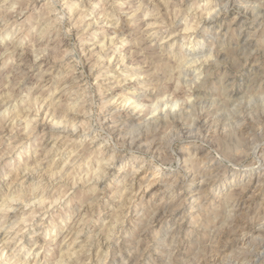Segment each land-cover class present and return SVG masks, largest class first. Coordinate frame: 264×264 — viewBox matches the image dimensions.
<instances>
[{"label":"rangeland","instance_id":"rangeland-1","mask_svg":"<svg viewBox=\"0 0 264 264\" xmlns=\"http://www.w3.org/2000/svg\"><path fill=\"white\" fill-rule=\"evenodd\" d=\"M229 3L0 0V264H264V0Z\"/></svg>","mask_w":264,"mask_h":264},{"label":"bare ground","instance_id":"bare-ground-1","mask_svg":"<svg viewBox=\"0 0 264 264\" xmlns=\"http://www.w3.org/2000/svg\"><path fill=\"white\" fill-rule=\"evenodd\" d=\"M228 1V3H229V0H227ZM219 2V1H218ZM224 2V1H223ZM226 4V3H225ZM220 5V4H219ZM235 5V4H234ZM229 6H230V9H229V12H230V10H231V12L233 11L234 12V9H233V7L231 6V4L229 3ZM236 7V6H235ZM69 8V7H68ZM178 9V8H177ZM264 9V8H263ZM238 10H240L241 11V8H239ZM243 10V9H242ZM239 11V12H240ZM236 12H238V11H236ZM235 12V13H236ZM228 13V12H227ZM245 13V12H244ZM219 14V13H218ZM240 14V13H239ZM242 14V13H241ZM263 14V13H262ZM147 15V14H146ZM214 15V14H213ZM244 16V15H243ZM262 16V15H261ZM147 17V16H146ZM240 17H241V15H240ZM145 18V17H144ZM248 18V17H247ZM262 18V17H261ZM79 19V18H78ZM263 19V18H262ZM105 20V19H104ZM97 21V20H96ZM142 21V20H141ZM145 23V22H144ZM147 24V23H146ZM152 24V23H151ZM148 25V24H147ZM150 25V24H149ZM146 26V25H145ZM188 30V29H187ZM189 31V30H188ZM177 37V36H176ZM185 37V36H184ZM173 38V37H172ZM111 41V40H110ZM109 43H111V42H109ZM249 44V43H248ZM246 46V45H245ZM248 47V46H247ZM251 47V46H250ZM253 48V47H252ZM255 52V51H254ZM256 54V53H255ZM254 55V54H253ZM260 55V54H259ZM252 56V55H251ZM257 56V55H256ZM262 56V55H261ZM248 57H250V56H248ZM258 58H259V56H258ZM264 59V58H263ZM248 60V59H247ZM259 60V59H258ZM182 64H183V62H182ZM199 68V67H198ZM199 74V73H198ZM208 78V77H207ZM209 79V78H208ZM196 92V91H195ZM151 93V92H150ZM127 102V101H126ZM124 106V105H123ZM122 107V106H121ZM123 108V107H122ZM135 109V108H134ZM133 110V109H132ZM144 111V110H143ZM170 111V110H169ZM138 111H136V113H137ZM51 113H52V111H51ZM139 113V112H138ZM36 114V113H35ZM50 115V114H49ZM203 115V114H202ZM53 116V115H52ZM44 117V116H43ZM50 117V116H49ZM143 117V116H142ZM72 118V117H71ZM145 119V118H144ZM155 119V118H154ZM239 119V118H238ZM241 119V118H240ZM245 119V118H244ZM141 120V119H140ZM143 120V119H142ZM237 120V119H236ZM174 121V120H173ZM176 121V120H175ZM240 121V120H239ZM238 121V122H239ZM47 122V121H46ZM54 122V121H53ZM240 122H242V121H240ZM56 123V122H55ZM174 123V122H173ZM177 123V122H176ZM200 123H202V122H200ZM245 124V123H244ZM181 125H183V124H181ZM199 125V124H198ZM241 125H243V124H241ZM240 125V126H241ZM72 126V125H71ZM174 126V125H173ZM245 126V125H244ZM57 127V126H56ZM183 127V126H182ZM51 128H52V126H51ZM55 128V127H54ZM174 128H176L175 126H174ZM183 128H187V127H183ZM193 128H194V126H193ZM192 128V129H193ZM239 128V127H238ZM243 128V127H242ZM72 129V128H71ZM178 129H182V128H179V126H178V128H177V131H178ZM195 129V128H194ZM197 129V128H196ZM248 130H249V128H247ZM61 130V129H60ZM64 130V129H63ZM69 131H70V128L68 129ZM185 130L186 129H184V132H185ZM74 131V130H73ZM176 131V132H177ZM193 131V130H192ZM197 131V130H196ZM239 131V130H238ZM249 131H251V130H249ZM67 132V131H66ZM71 132V131H70ZM170 132V131H169ZM180 132H182V131H179V134H181ZM245 132H246V130H245ZM58 133V132H57ZM64 133V132H63ZM73 133V132H72ZM172 133V132H171ZM173 133H174V131H173ZM188 133V132H187ZM238 133V132H237ZM243 133V132H242ZM71 134V133H70ZM178 134V135H179ZM251 134V133H250ZM253 134V133H252ZM256 134V133H255ZM258 134V133H257ZM173 135V134H172ZM177 135V136H178ZM245 135H246V133H245ZM179 137H181V136H178V138ZM170 138V137H169ZM186 138V137H185ZM175 139H176V137H175ZM173 141V140H172ZM131 142V141H130ZM135 142V141H134ZM171 145V144H170ZM12 149V148H11ZM10 153V152H9ZM21 154V153H20ZM199 155V154H198ZM168 157V156H167ZM208 157V156H207ZM120 158V157H119ZM199 158V157H198ZM117 159V158H116ZM209 159V158H208ZM113 160V159H112ZM112 160H109V162H111ZM18 161V160H17ZM108 161V160H107ZM106 161V162H107ZM113 161H115V160H113ZM111 164V163H110ZM110 164H108V165H110ZM24 165V164H23ZM106 165H107V163H106ZM112 165V164H111ZM27 167V166H26ZM103 167V166H102ZM106 167V166H105ZM110 168V167H109ZM112 168V167H111ZM31 169V168H30ZM139 169V168H138ZM103 170V169H102ZM97 171V170H96ZM23 172V171H22ZM24 172H27V171H24ZM136 172H137V170H136ZM93 173V172H92ZM135 173V172H134ZM32 174V173H31ZM31 174H29V175H31ZM21 175H23L22 173H21ZM25 175H26V173H25ZM20 176V175H19ZM28 176V175H27ZM195 176H196V174H195ZM194 177V176H193ZM24 178H26V177H24ZM97 180V179H96ZM92 181V180H91ZM250 181V180H249ZM249 183V182H248ZM156 183H155V180H154V182L152 181V183L150 182V187H148V189H150L151 187H153L154 185H155ZM205 185H206V183H205ZM168 186V185H167ZM167 186L165 187V188H167ZM155 187H158V183L156 184V186ZM154 187V188H155ZM257 187V186H256ZM146 189V188H145ZM138 191H139V189H138ZM133 194V193H132ZM137 194V193H136ZM256 194V193H255ZM134 197H135V195H134ZM252 197H254V195L252 196ZM12 199V198H11ZM32 199V198H31ZM43 200V199H42ZM131 200V199H130ZM249 200V199H248ZM8 202H9V200H7ZM38 201H39V199H38ZM37 201V202H38ZM33 202H35V201H33ZM32 202V203H33ZM46 202V201H45ZM30 203V202H29ZM41 203V202H40ZM44 203V202H43ZM5 204V203H4ZM17 204V203H16ZM130 204V203H129ZM22 205V204H21ZM29 205V204H28ZM33 205H35V204H33ZM49 205V204H48ZM5 206V205H4ZM40 206V205H39ZM166 206H167V204H166ZM10 207V206H9ZM37 207V206H36ZM47 207H49V206H47ZM24 208H26V206L24 207ZM161 208V207H160ZM40 209V208H39ZM48 209V208H47ZM157 209V208H156ZM162 209V208H161ZM24 210V209H23ZM6 211H9L8 212V217H10V215L11 214H14V211H15V209L12 207L10 210H6ZM34 211V210H33ZM35 212H36V210H35ZM7 213V212H6ZM30 213V212H29ZM3 214V213H2ZM5 214V213H4ZM33 214V213H32ZM156 214V213H155ZM161 215V214H160ZM12 216V215H11ZM33 219V218H32ZM161 220V219H160ZM22 221H24V220H22ZM104 221V220H103ZM158 221V220H157ZM20 222V221H19ZM18 223V222H17ZM16 223V224H17ZM22 224V223H21ZM83 224V223H82ZM14 225V224H13ZM41 225V224H40ZM84 226V225H83ZM86 226V225H85ZM2 227V226H1ZM22 227H23V225H22ZM244 227V226H243ZM11 228V227H10ZM239 228V227H238ZM23 229H25V228H21V229H19V230H17V231H14V232H11V230L9 231V230H7L6 229V231H1L0 230V259L3 257V254H4V251L7 249V248H9V245H10V243L12 242V241H14V240H17L18 241V243H20V247H24V244H25V241H24V238H25V236L23 235V234H20V236H18L19 235V232L20 231H22ZM250 229V228H249ZM31 229L29 228L28 230H27V232L29 233V231H30ZM62 230V229H61ZM240 230V229H239ZM73 231V230H72ZM241 231V230H240ZM239 232V231H238ZM255 232V231H254ZM21 233V232H20ZM68 234V233H67ZM77 234V233H76ZM29 235V234H28ZM71 235V234H70ZM18 236V237H17ZM67 236V235H66ZM75 236V235H74ZM77 236H78V234H77ZM27 237V236H26ZM68 237V236H67ZM37 238V237H36ZM74 238V237H73ZM35 239V238H34ZM67 240V239H66ZM78 240V239H77ZM27 241V240H26ZM29 241V240H28ZM34 241V240H33ZM69 241V240H68ZM73 241H74V239H73ZM16 242V241H15ZM61 242V241H60ZM63 243V242H62ZM73 243H75V242H73ZM255 244V243H254ZM61 245V244H60ZM248 245V244H247ZM258 245V244H257ZM67 246V245H66ZM65 247V246H64ZM68 247V246H67ZM251 247V246H250ZM263 247V246H262ZM248 248V247H247ZM255 248V247H254ZM253 248V249H254ZM256 249V248H255ZM8 251V253H9V256L8 257H13L12 255H11V253H10V251H9V249H7ZM245 250V249H244ZM248 250V249H247ZM247 250H245V251H247ZM264 250V249H263ZM262 250V251H263ZM243 251V250H242ZM252 251V250H251ZM250 251V252H251ZM261 251V252H262ZM248 252H249V250H248ZM264 252V251H263ZM247 252H245V254H246ZM258 253H260V252H258ZM241 255H242V252L240 253ZM250 253H248V255H249ZM227 255V254H226ZM247 255V254H246ZM245 255V256H246ZM251 255V254H250ZM252 255H253V253H252ZM256 255V254H255ZM263 255V254H262ZM37 256H38V254H36L35 255V258H37ZM259 256V255H258ZM258 256H257V258H258ZM237 256H235V258H236ZM264 257V256H263ZM240 258V257H239ZM242 258V257H241ZM243 258L245 259V257L243 256ZM248 258H249V256H248ZM7 258H5L4 260H6ZM25 259V258H24ZM24 259H15V262L13 263V264H36V262L34 263H32V262H30L29 260H24ZM262 259V258H261ZM210 260V259H209ZM237 260H238V258H237ZM243 260V259H242ZM249 260V259H248ZM243 262V261H242ZM241 262V263H242ZM249 262V261H248ZM204 263V262H203ZM223 263V262H222ZM251 263V262H250ZM254 263V262H253ZM239 264V263H238ZM256 264V263H255Z\"/></svg>","mask_w":264,"mask_h":264}]
</instances>
